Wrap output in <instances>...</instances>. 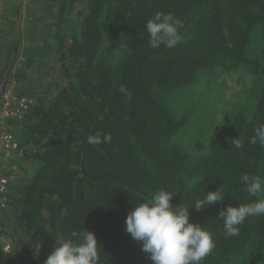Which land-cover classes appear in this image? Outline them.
<instances>
[{
  "label": "trees",
  "instance_id": "obj_1",
  "mask_svg": "<svg viewBox=\"0 0 264 264\" xmlns=\"http://www.w3.org/2000/svg\"><path fill=\"white\" fill-rule=\"evenodd\" d=\"M33 1L52 17L36 46L45 87L37 91L17 68V92L34 102L9 123L20 151L14 164L29 173L10 187L13 250L0 245V264H44L56 240L78 243L85 228L99 243L98 264H151L125 219L160 189L213 234L202 264H264V215L246 218L234 237L218 216L256 199L242 174L264 178V147L249 143L264 123V0ZM157 11L183 21L172 49L148 45L144 25ZM50 52L57 64L44 59ZM90 134L112 139L94 146ZM218 187L224 201L191 208Z\"/></svg>",
  "mask_w": 264,
  "mask_h": 264
},
{
  "label": "clouds",
  "instance_id": "obj_2",
  "mask_svg": "<svg viewBox=\"0 0 264 264\" xmlns=\"http://www.w3.org/2000/svg\"><path fill=\"white\" fill-rule=\"evenodd\" d=\"M183 21L171 13L157 11L146 21L144 28L148 33V45L152 49L163 46L172 49L182 42ZM118 91L126 98H132V92L124 85ZM111 135H89L87 143L98 146L111 142ZM235 148L242 147V141L232 139ZM249 143H259L264 147V123L254 129ZM240 182L250 197L256 199L249 203L221 208L218 216L223 221V234L228 237L239 235V226L246 218L264 215V178L259 175L242 174ZM174 193L160 189L146 202L134 204L125 219V231L142 245V251L148 255L151 264H202L205 257L215 247L213 234L200 223L189 219V208L172 203ZM225 195L219 187L207 191L203 199L197 200L191 207L197 212L224 201ZM67 210L61 211V216ZM98 241L95 233L86 228L80 233V241L58 239L44 264H98ZM40 244L34 246L33 257L39 255Z\"/></svg>",
  "mask_w": 264,
  "mask_h": 264
},
{
  "label": "built area",
  "instance_id": "obj_3",
  "mask_svg": "<svg viewBox=\"0 0 264 264\" xmlns=\"http://www.w3.org/2000/svg\"><path fill=\"white\" fill-rule=\"evenodd\" d=\"M19 80L12 74L0 95V245L3 251L10 252L14 238L13 212L9 204L11 184L21 181V173L15 166L19 155L18 138L9 123L25 113L34 99L27 95H19Z\"/></svg>",
  "mask_w": 264,
  "mask_h": 264
},
{
  "label": "crops",
  "instance_id": "obj_4",
  "mask_svg": "<svg viewBox=\"0 0 264 264\" xmlns=\"http://www.w3.org/2000/svg\"><path fill=\"white\" fill-rule=\"evenodd\" d=\"M21 1L22 0H18L17 5H19ZM30 1L31 3L29 5L31 6L30 8H32L31 13L32 14L35 13L34 11H36V13H39L42 18L41 22L39 23L36 22L35 18H33L34 16L32 15L27 17L30 12H29V9L25 10V7H24L22 8V17L24 18H20V20L22 21V27L21 29L18 30V32H13L12 34H10V36H11V40L12 39L17 40V41L21 40V42H19V47H20L19 57L25 58V59L27 58V59H30L31 61L30 65L24 66V68L26 69L21 68V70L23 71L24 80L31 82L30 84H32V86L37 85L36 90L40 91L43 88V86L45 87L44 82L40 78L42 77L44 73H43V68L41 67L39 63V60L42 59V57L41 55H39V53H37L36 46L42 39L45 38V33L49 29V24L52 21V17L45 10V8L47 7V4L43 5V4L34 2L33 0H30ZM24 12H26V14H24ZM30 26L35 30V34H36L35 36L30 35L31 33L29 32V29H28ZM16 53H17V50H16ZM44 59L51 61V63L53 64H57V61H58L56 55L53 52L48 53L44 57ZM26 72L27 74L28 72H30L27 76L30 77L31 79L26 77ZM45 81L49 82L48 84L50 85L49 80H45Z\"/></svg>",
  "mask_w": 264,
  "mask_h": 264
},
{
  "label": "rangeland",
  "instance_id": "obj_5",
  "mask_svg": "<svg viewBox=\"0 0 264 264\" xmlns=\"http://www.w3.org/2000/svg\"><path fill=\"white\" fill-rule=\"evenodd\" d=\"M31 3L30 0H22L21 3L19 5L18 4V0H0V72L2 71L3 67H4V63L7 57V54L13 44V42H18L17 46V53H16V57L17 59L13 62L14 63V67H13V71L11 70V75L18 73L20 75V72H18L17 68L21 69L24 68V66H28L31 64L30 59H25V58H21L20 56V47H19V42H21V40H11V36L10 34H12L13 32H18L19 29H21L22 27V21L20 20V18H24L22 17V8L25 7V10L29 9V14L27 17L29 16H34L33 18H35L36 22H41V16L39 13H36V11H34L35 13H31L32 8H30L31 6L29 5ZM82 4L79 3L77 5H75L74 9H72V20H75L77 18V12L79 10H81L82 8ZM21 8V10H20ZM24 14H26V12H24ZM38 14V15H36ZM38 20V21H37ZM13 23V24H11ZM69 26H67L66 28V33L69 32L68 28ZM20 37V36H19ZM26 69V68H24ZM30 72H28L29 74ZM26 72V77H28ZM16 79H18L19 81L21 80L19 76L14 75ZM30 76V75H29ZM11 77V76H10ZM10 77L8 79H10ZM22 80H24V75L21 74ZM31 79V78H30ZM25 83V82H24ZM20 85V84H19ZM30 85V84H29ZM230 86V85H229ZM42 91V90H41ZM234 89L230 86L229 87V91L226 92V96L227 97H231L232 95H234ZM229 98H226V100H228ZM21 173V181H25L26 180V176L29 173V168L24 167L22 169H18V174Z\"/></svg>",
  "mask_w": 264,
  "mask_h": 264
},
{
  "label": "water",
  "instance_id": "obj_6",
  "mask_svg": "<svg viewBox=\"0 0 264 264\" xmlns=\"http://www.w3.org/2000/svg\"><path fill=\"white\" fill-rule=\"evenodd\" d=\"M16 50H17V44H16V42H13V44H12L8 54H7V57H6V60L4 63V67H3L2 71L0 72V95H1L6 83L8 81V76H9L11 68H12V63L14 61Z\"/></svg>",
  "mask_w": 264,
  "mask_h": 264
}]
</instances>
